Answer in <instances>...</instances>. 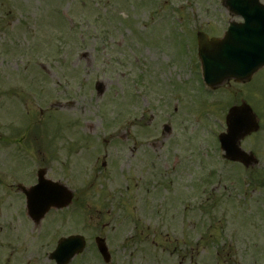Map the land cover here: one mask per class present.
Here are the masks:
<instances>
[{
  "label": "rangeland",
  "instance_id": "rangeland-1",
  "mask_svg": "<svg viewBox=\"0 0 264 264\" xmlns=\"http://www.w3.org/2000/svg\"><path fill=\"white\" fill-rule=\"evenodd\" d=\"M231 21L221 0H0V264H55L72 235L87 248L71 264H105L98 236L109 264H264V71L245 87L261 109L262 131L244 144L261 161L253 172L222 158L206 94L178 85L197 32L222 36ZM153 141L149 168L169 190L158 214L125 193L149 177L127 167L130 151ZM40 169L76 199L36 227L17 184L35 185Z\"/></svg>",
  "mask_w": 264,
  "mask_h": 264
},
{
  "label": "water",
  "instance_id": "water-1",
  "mask_svg": "<svg viewBox=\"0 0 264 264\" xmlns=\"http://www.w3.org/2000/svg\"><path fill=\"white\" fill-rule=\"evenodd\" d=\"M230 12L242 16L244 23H232L225 38L209 39L204 33L198 34L199 55L204 65L206 82L217 87L231 79L249 81L264 67V6L260 0H224ZM228 134L222 135V146L226 158L254 166L256 160L252 154L240 149V142L248 135L259 130V124L247 106L231 110L228 119ZM46 171L38 173V184L30 190H24L27 196L28 212L36 225L52 209H64L71 205L73 192L62 185L45 178ZM99 251L106 261L110 260L106 241L96 238ZM86 248L82 236L63 238L56 250L50 255L56 264H70Z\"/></svg>",
  "mask_w": 264,
  "mask_h": 264
},
{
  "label": "flooded vegetation",
  "instance_id": "flooded-vegetation-1",
  "mask_svg": "<svg viewBox=\"0 0 264 264\" xmlns=\"http://www.w3.org/2000/svg\"><path fill=\"white\" fill-rule=\"evenodd\" d=\"M192 64V61H191ZM188 72L190 74V78L187 79V81L184 82V84H180L178 83L179 87V92H183L184 90L187 89H191V88H196L199 91H203V84L201 81V74H200V67L192 64L191 66L188 67ZM255 81V78L253 79L252 82ZM247 85H245L244 83H235V82H231L230 84L226 85L225 87L219 88L217 90H209L206 89L205 91H203L206 94V98L208 100L207 103H203V102H199L198 105L199 107H204L206 108L207 111H209V113H213L215 115H218L220 117V119H222L224 122L226 121L227 115L229 113V111L233 108V107H238L241 106L243 103L247 102L253 109V111L256 113V115L258 117H260V106L258 105V103L256 101H249L248 98H246L245 96V87ZM255 89V87H254ZM197 92V95L199 94ZM176 96L179 97L180 93H176ZM256 97V96H255ZM187 98V97H186ZM212 99V100H211ZM187 99L183 100L182 103L186 102ZM258 101V100H257ZM260 103V102H259ZM194 107V106H193ZM197 107H194V109H196ZM203 109V108H202ZM176 110V109H175ZM201 111V110H200ZM194 112V111H192ZM209 113H207L206 115L209 116ZM217 116V117H218ZM142 119H144L142 117ZM220 119H216V120H220ZM260 119V118H259ZM260 121L262 122V120L260 119ZM171 132V131H169ZM145 134V138H148L151 134L150 131H145L142 132V134ZM167 133V130H166ZM258 134L256 135H252L250 137H248L243 143H242V147L244 149L246 142L248 143L249 140L253 139L254 137H256ZM162 140L165 139L166 135L165 132L163 130L162 134ZM171 136V134H170ZM160 141H153L152 143H149L147 146H141V147H134L132 148V150L130 151V161L127 163V167L129 169H131L132 167H138L137 166V162H140V166L143 169V165L146 167V171H147V175L149 177L146 176V174L144 172H142V179L144 180L141 184H139L138 181H136L135 183V187L133 186L132 188L127 186L125 189V193L126 194H130L133 193L136 195L137 198L139 199H146V204L145 207L147 208L146 211L148 212H156V214L160 213V209L163 208V204L165 201V197L164 195H162V193L166 192L168 193V187L164 186V179L162 178H158L159 176H164V173H159L158 171H156L153 168H149V167H154L156 166V162L155 160L157 159L153 154L159 152V146L157 145ZM245 144V145H244ZM139 149L141 151H139ZM254 152L257 156L258 154L253 151V150H249ZM106 158V157H105ZM258 165L255 167V170H259L260 165H261V161L260 158L258 156ZM230 164V163H229ZM231 165H237L234 163H231ZM240 165V164H238ZM241 167H243L242 165H240ZM168 169V167H167ZM169 174L175 175L176 174V157H173V163H172V167L170 168V170L166 173L164 178H167L169 176ZM158 176V177H156ZM256 182V181H255ZM256 185V184H255ZM140 195V197H139ZM123 197V194H120V198L119 200H121V198ZM115 198L113 203L115 202ZM118 205H116L113 208H117L122 206L121 201L117 202ZM155 209V210H154Z\"/></svg>",
  "mask_w": 264,
  "mask_h": 264
}]
</instances>
